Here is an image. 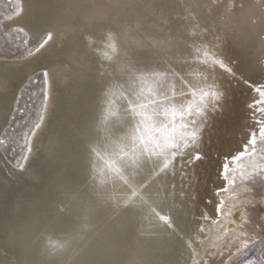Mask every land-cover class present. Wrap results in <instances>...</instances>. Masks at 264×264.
Here are the masks:
<instances>
[{
	"label": "bare ground",
	"instance_id": "6f19581e",
	"mask_svg": "<svg viewBox=\"0 0 264 264\" xmlns=\"http://www.w3.org/2000/svg\"><path fill=\"white\" fill-rule=\"evenodd\" d=\"M20 1L51 43L0 58V134L32 72L49 89L23 169L0 151V264H228L239 212L204 238L264 143V0Z\"/></svg>",
	"mask_w": 264,
	"mask_h": 264
},
{
	"label": "rangeland",
	"instance_id": "374dc122",
	"mask_svg": "<svg viewBox=\"0 0 264 264\" xmlns=\"http://www.w3.org/2000/svg\"><path fill=\"white\" fill-rule=\"evenodd\" d=\"M21 4L20 0H0V58L11 62L31 59L44 52L51 43L48 38L50 30L41 25L43 20L38 24L42 34L33 42H29V34L22 26L13 23L23 15ZM54 24L59 25L57 22ZM48 89L45 71L37 69L32 72L21 85L14 108L0 134L1 154L18 170L23 169L31 140L35 137L33 133L37 132L44 119L43 108H46ZM257 113L259 121L264 125V111L257 110ZM243 156L236 160L254 165H247L242 172H236L233 167L228 168L233 174L227 173L230 181L224 187L227 194L219 203V216L208 225V234L204 240L216 230L222 229V217L227 216L225 209L231 207L239 212L240 219L239 223H235L236 226L233 225L223 234L222 245L237 250L234 249L237 254H231L228 264H264V143ZM234 200L236 202H231Z\"/></svg>",
	"mask_w": 264,
	"mask_h": 264
},
{
	"label": "snow or ice",
	"instance_id": "6c2138e0",
	"mask_svg": "<svg viewBox=\"0 0 264 264\" xmlns=\"http://www.w3.org/2000/svg\"><path fill=\"white\" fill-rule=\"evenodd\" d=\"M258 93H260L261 95V99L254 102V105H250V107H256L258 111H264V107H260L262 105H264V89H257ZM213 99L216 103V107H217V110H220L219 109V104H220V101L222 99V93H214L213 94ZM257 123H259V121H257ZM262 135H264V131L261 132ZM193 136H195V134H193ZM255 141H253L254 143ZM202 158V154L201 153H197L196 154V159L199 160ZM238 157H232V159H237ZM230 167L229 163L228 162H225L223 165H222V170H221V173L220 175L225 179V181H227V170L228 168Z\"/></svg>",
	"mask_w": 264,
	"mask_h": 264
}]
</instances>
